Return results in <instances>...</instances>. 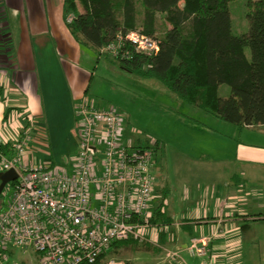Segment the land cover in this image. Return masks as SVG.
Instances as JSON below:
<instances>
[{
  "label": "crops",
  "instance_id": "1",
  "mask_svg": "<svg viewBox=\"0 0 264 264\" xmlns=\"http://www.w3.org/2000/svg\"><path fill=\"white\" fill-rule=\"evenodd\" d=\"M66 21L63 0H0V142H11L30 119L33 140L25 157L33 161H43L38 154L46 155L39 149L47 138L70 160L78 150L74 105L86 95L93 73L82 66L81 46ZM217 122L223 130L177 118L176 129L186 136L155 139L151 206L153 211L160 205L161 213L145 244L113 248L107 257L116 251L129 253V263L123 259L128 264H202L203 257L187 250L197 237L217 264H248L245 242L264 239V144L246 140L248 133L241 138L243 128L254 127ZM216 136L227 140L216 147L209 142ZM173 141L176 178L166 170L164 147ZM165 250L178 251L180 259H167Z\"/></svg>",
  "mask_w": 264,
  "mask_h": 264
},
{
  "label": "built area",
  "instance_id": "2",
  "mask_svg": "<svg viewBox=\"0 0 264 264\" xmlns=\"http://www.w3.org/2000/svg\"><path fill=\"white\" fill-rule=\"evenodd\" d=\"M159 42L130 30L99 51L113 57L128 58L131 50L152 56ZM74 113L78 150L71 172L58 170L51 161L25 157L33 140L28 127L32 121L27 118L11 141L14 153L0 152V171L17 172V178L8 182L11 191L0 210V264L10 261L13 247L31 248L37 264H128L118 257H100L116 241L148 240L155 140L123 141L121 114L97 107L85 94L76 101ZM187 250L203 257L202 264H217L201 238L192 237ZM165 256L180 259L178 251L165 250Z\"/></svg>",
  "mask_w": 264,
  "mask_h": 264
},
{
  "label": "trees",
  "instance_id": "3",
  "mask_svg": "<svg viewBox=\"0 0 264 264\" xmlns=\"http://www.w3.org/2000/svg\"><path fill=\"white\" fill-rule=\"evenodd\" d=\"M229 1L232 0H63V11L65 18L71 17L66 26L80 46L106 56L126 72L156 80L181 100L225 122L263 126L264 0H244L247 28L242 33L232 32ZM157 12L167 23L161 37L156 35ZM130 30L159 39L158 52L144 56L131 50L128 58L100 53L103 45ZM246 46L249 57L244 52ZM221 84L230 87L228 96L218 94ZM155 105L151 103L149 108L163 112L169 109ZM187 118L185 122L202 123ZM0 152L12 155L14 144L0 142ZM160 213L159 205L151 220ZM143 244L129 239L112 245L117 250L124 245Z\"/></svg>",
  "mask_w": 264,
  "mask_h": 264
},
{
  "label": "rangeland",
  "instance_id": "4",
  "mask_svg": "<svg viewBox=\"0 0 264 264\" xmlns=\"http://www.w3.org/2000/svg\"><path fill=\"white\" fill-rule=\"evenodd\" d=\"M138 11L141 12L142 7L137 4ZM228 9L230 12L232 32L242 33L247 28L246 12L248 10L244 0H232L228 2ZM157 31L156 35L161 37V30L167 26L161 13L157 12ZM82 50V66L93 73L89 83V89L86 92L90 101L99 108H113L117 110L122 116V140L128 142L131 140H139L141 142L153 141L156 138L159 140H166L164 138H171L176 141L178 135L186 136V132L182 129H176L175 119L183 120L185 117L193 118L201 122H205L208 126L217 128L218 131L223 130L222 127H216L217 123L220 125L232 126V124L219 120L213 114L207 113L197 106L190 105L181 100L167 89H165L159 82L154 79H145L121 69L117 63L109 61L106 56L97 54L93 49L81 46ZM245 55L249 57L250 50L246 46L244 48ZM101 55V56H98ZM218 94L222 97L230 94V87L227 84L218 86ZM151 103L168 107L166 111H161L158 108L150 109ZM155 105V106H156ZM160 107V106H157ZM188 119V118H187ZM197 123V122H193ZM202 124V123H198ZM75 125V123H74ZM183 128V127H181ZM184 129V128H183ZM257 131V132H256ZM259 131V132H258ZM226 132V131H222ZM76 133V131H75ZM248 133L249 142H258L264 144V126H256L254 128H243L241 138ZM216 135V134H213ZM237 136V135H236ZM216 139L209 142L216 147L221 145L222 141L227 138L216 136ZM221 139V140H220ZM182 140V139H180ZM164 145L167 153L166 170L176 178L177 158L175 157L174 141L171 146ZM173 145V146H172ZM42 153L38 154L43 161H52L54 166L61 171L71 172L73 169L72 159L63 150H55L53 145L41 142L39 149ZM158 166V165H157ZM157 166L151 169L152 174H157ZM159 188V184L156 186ZM11 191V184L6 183L0 193V210L7 202L9 193ZM179 194H177L176 201L179 202ZM156 202V201H154ZM176 203L175 208H177ZM260 229H254V233H258ZM254 243L245 242L244 260L248 264H264V239H254ZM137 243V241H136ZM143 244V243H139ZM120 245V244H116ZM115 245L107 251L110 254ZM12 256L7 264H37V254L31 248H12ZM137 253V252H136ZM135 253V254H136ZM113 255V253L111 254ZM115 255L129 263L127 257L129 253H122ZM114 255V256H115ZM140 260H132L133 264H139Z\"/></svg>",
  "mask_w": 264,
  "mask_h": 264
},
{
  "label": "water",
  "instance_id": "5",
  "mask_svg": "<svg viewBox=\"0 0 264 264\" xmlns=\"http://www.w3.org/2000/svg\"><path fill=\"white\" fill-rule=\"evenodd\" d=\"M17 178V172L14 169H8L6 171H0V193L4 185Z\"/></svg>",
  "mask_w": 264,
  "mask_h": 264
}]
</instances>
